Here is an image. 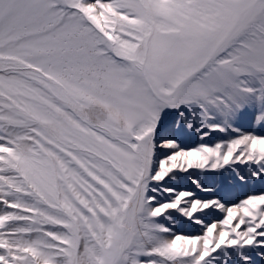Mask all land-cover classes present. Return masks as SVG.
Masks as SVG:
<instances>
[{
    "label": "snow or ice",
    "instance_id": "obj_1",
    "mask_svg": "<svg viewBox=\"0 0 264 264\" xmlns=\"http://www.w3.org/2000/svg\"><path fill=\"white\" fill-rule=\"evenodd\" d=\"M0 264H264V0H0Z\"/></svg>",
    "mask_w": 264,
    "mask_h": 264
},
{
    "label": "rangeland",
    "instance_id": "obj_2",
    "mask_svg": "<svg viewBox=\"0 0 264 264\" xmlns=\"http://www.w3.org/2000/svg\"><path fill=\"white\" fill-rule=\"evenodd\" d=\"M194 142H195V137H192L190 140L186 141V144H187L188 146H190V144H191V143H194ZM259 188H260V185L257 184V185L255 186V189H256V190H259ZM251 190H253V189H252V186H248L247 188L237 189V190L234 192V195H236V196L243 195L244 193H246V192H248V191H251ZM178 230H179V229H178ZM183 230H184V231H191V232L195 233V232H198V231H199V228H198L197 226H195V225L191 226V228H189L188 226H184Z\"/></svg>",
    "mask_w": 264,
    "mask_h": 264
}]
</instances>
